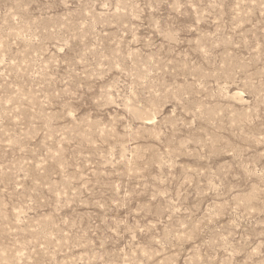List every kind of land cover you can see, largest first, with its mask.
I'll list each match as a JSON object with an SVG mask.
<instances>
[{
  "label": "rangeland",
  "instance_id": "obj_1",
  "mask_svg": "<svg viewBox=\"0 0 264 264\" xmlns=\"http://www.w3.org/2000/svg\"><path fill=\"white\" fill-rule=\"evenodd\" d=\"M0 264H264V0H0Z\"/></svg>",
  "mask_w": 264,
  "mask_h": 264
}]
</instances>
